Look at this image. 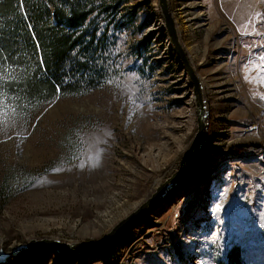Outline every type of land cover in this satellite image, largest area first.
Here are the masks:
<instances>
[{
  "label": "rangeland",
  "instance_id": "1",
  "mask_svg": "<svg viewBox=\"0 0 264 264\" xmlns=\"http://www.w3.org/2000/svg\"><path fill=\"white\" fill-rule=\"evenodd\" d=\"M111 1L119 0H99ZM120 2L113 24L99 14L107 37L97 72L106 78L96 90L43 106L39 95L0 90L6 251L31 239L103 238L177 170L194 141L193 86L158 0ZM169 2L205 90L208 127L199 155L111 245L81 259L43 250L8 264H218L236 246L248 264H264V0ZM191 4L202 15L193 18Z\"/></svg>",
  "mask_w": 264,
  "mask_h": 264
},
{
  "label": "trees",
  "instance_id": "2",
  "mask_svg": "<svg viewBox=\"0 0 264 264\" xmlns=\"http://www.w3.org/2000/svg\"><path fill=\"white\" fill-rule=\"evenodd\" d=\"M120 7V0H0V90L39 95L41 106L96 90L106 78L97 72V50L107 37L99 14L113 24ZM218 264L248 262L236 246Z\"/></svg>",
  "mask_w": 264,
  "mask_h": 264
},
{
  "label": "water",
  "instance_id": "3",
  "mask_svg": "<svg viewBox=\"0 0 264 264\" xmlns=\"http://www.w3.org/2000/svg\"><path fill=\"white\" fill-rule=\"evenodd\" d=\"M160 14L164 21V30L166 31L168 41L172 45L174 52L179 58L182 67L186 71V75L190 79L193 86V94L197 115V133L194 141L188 151L183 156L180 166L167 178L160 183L155 191L142 204L133 211L130 215L125 217L114 227H112L103 238L94 241L90 244L84 243H69L58 239L43 238L40 240L31 239L24 244H19L9 251L0 248V264H8L11 259L24 256L26 254L38 253L39 251L48 250L56 254H65L72 258H79L82 255L97 251L111 245L118 237L122 236L128 228H130L137 220H139L146 213L150 212L157 204L166 196L171 188L177 185L184 176L188 166L193 159L203 148V140L207 133V117L208 107L205 97V90L203 83L198 77L187 52L181 42L180 34L174 18L169 0H158Z\"/></svg>",
  "mask_w": 264,
  "mask_h": 264
},
{
  "label": "bare ground",
  "instance_id": "4",
  "mask_svg": "<svg viewBox=\"0 0 264 264\" xmlns=\"http://www.w3.org/2000/svg\"><path fill=\"white\" fill-rule=\"evenodd\" d=\"M189 7H191V9H195V11L192 12V14L194 15L193 18H195L196 16H199V14H201L200 12H197L196 9H197L198 7H197L196 5L191 4V5H189ZM196 13H197V14H196ZM201 15H202V14H201ZM200 21L202 22V19H200ZM177 24H178V23H177ZM178 31L180 32V30H178ZM191 62H192V61H191ZM203 87H204V85H203ZM204 140H205V139H204ZM204 140H203V143H204ZM198 155H199V154H197L196 156H198ZM195 158H196V157H195ZM195 158H194V159H195ZM194 159H193V160H194ZM190 165H191V164H190ZM190 165H189L188 167H190ZM187 170H188V169H187ZM174 172H175V167L173 168V170H172V172L170 173V175H168V177H164L163 180H160V181L157 182V184L155 185V188H154V190L152 191V193L155 191V189L157 188V186H158L160 183L164 182L165 179H167V178H169L170 176H172ZM180 182H181V181H180ZM152 193H151V194H152ZM151 194H150L149 196H151ZM149 196H148V197H149ZM141 204H142V203H141ZM141 204H139V205L134 209V211H135V210H136ZM130 214H131V213H130ZM78 259H81V258H78Z\"/></svg>",
  "mask_w": 264,
  "mask_h": 264
},
{
  "label": "snow or ice",
  "instance_id": "5",
  "mask_svg": "<svg viewBox=\"0 0 264 264\" xmlns=\"http://www.w3.org/2000/svg\"><path fill=\"white\" fill-rule=\"evenodd\" d=\"M4 100L3 99H0V111H3L4 110Z\"/></svg>",
  "mask_w": 264,
  "mask_h": 264
}]
</instances>
